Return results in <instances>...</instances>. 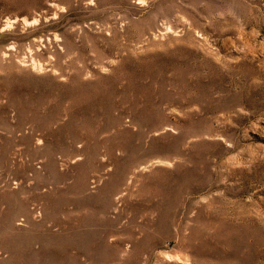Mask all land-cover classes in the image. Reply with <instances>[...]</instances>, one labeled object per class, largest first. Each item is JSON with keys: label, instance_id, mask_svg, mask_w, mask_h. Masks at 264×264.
Here are the masks:
<instances>
[{"label": "rangeland", "instance_id": "1", "mask_svg": "<svg viewBox=\"0 0 264 264\" xmlns=\"http://www.w3.org/2000/svg\"><path fill=\"white\" fill-rule=\"evenodd\" d=\"M0 264H264V0H0Z\"/></svg>", "mask_w": 264, "mask_h": 264}]
</instances>
